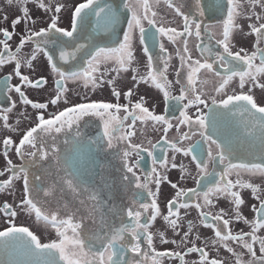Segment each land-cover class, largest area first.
Segmentation results:
<instances>
[{
	"label": "snow or ice",
	"instance_id": "6c2138e0",
	"mask_svg": "<svg viewBox=\"0 0 264 264\" xmlns=\"http://www.w3.org/2000/svg\"><path fill=\"white\" fill-rule=\"evenodd\" d=\"M37 8L43 13H50V22L46 27L33 30L29 25H34L36 20L32 18L28 7L22 8V17L17 16L11 21V29H0V67L13 64L12 73L0 79V95H6L10 101L9 106L0 108V121L3 127L11 132L18 129L9 124V114L16 107V101L11 99L12 92L18 94L19 101L25 106H31L36 110L34 126L24 131L22 138L16 143L11 137L2 140V155L5 159V168L0 171V176L5 172L10 173L8 179L0 182V193L13 187V182L23 181L22 198L18 207L25 210H34L37 220H43L56 229V232L63 239L61 242L41 243L27 227L12 226L7 231H0V240L5 246L8 242L18 241L17 247L26 258L23 264H162V261L178 260L179 264H188L185 259L191 254H198V261L192 264H225L218 258H210L209 251L205 247L197 246V241L201 240L198 232L194 235L193 221H187V230L181 234L183 217L181 210L194 208L198 212L199 223L207 229L213 230L214 239L212 244L220 243L228 253L236 258L235 264H244L241 254L229 246V241L239 244L251 255L252 260L248 264H264V235L257 233L264 229V195L262 189L251 182L237 179L235 182L229 179V175L236 169H242L250 173H259L264 176V164L258 163H235L233 156L237 154V148H244L246 141L254 142L259 140L260 158L264 159V106H258L257 100L252 94L253 87L264 89V83H258V77L264 76V22L252 23L249 25L250 33L255 34V51L250 55L244 48L233 51L235 47L231 42L234 29H239L236 23L237 17L241 15L237 11L242 5L237 0H189L190 6L184 10V0H164L169 9L175 15L182 18V30L175 26H165L162 20L157 19L158 13L153 9L149 0H127L123 5L127 12L131 14L130 19L126 18L127 30L123 32L122 41L115 31L120 23V13L111 4L103 6L100 0H87L86 3H79L73 9L68 10L63 3H45L44 0H34ZM159 3V0H154ZM11 6L14 0H6ZM252 11L247 18L255 17L257 22L264 20V15L255 11L256 5L264 9V0H247ZM62 10L71 11L70 25L68 29L58 26L61 20ZM205 11L210 14L224 13L226 19L220 25H210L203 19ZM90 15L96 17L97 28L110 31L112 36H117L115 41L117 46H101L95 42L90 35L87 37L88 43L80 42L85 26ZM3 19L8 20L4 15ZM147 23V28L145 27ZM24 24V32L20 35L19 44L13 52L10 42L17 35V26ZM222 29V38H216L214 28ZM138 33V42L142 46L143 55L146 57L145 75H136L137 68L133 67V62L137 57L134 55L133 33ZM195 38V51L199 53L198 58H193V52L189 47V38ZM207 39H215L217 46L222 48V52H213L210 44L204 42ZM111 37H100V40ZM165 39L175 48V54L179 57L180 65L175 71V81L168 79L170 61L173 59L165 46ZM26 43H32L31 58L27 61V67H32V61L37 59L38 54H43L46 58L51 72L55 73L57 79L54 82V96L48 102H34L26 95L22 88L39 89L45 87L46 78L31 79L29 75L22 74V61L19 53ZM158 47L159 53L153 54L152 49ZM92 51L88 52V49ZM87 53L90 58H85L79 69L64 70L59 64L64 65L77 60L78 55ZM243 53V55H242ZM260 61L259 66L254 62ZM117 62V67L100 71L101 61L113 60ZM131 68L134 75L131 77L135 84L133 88L125 92L128 105L113 104L111 102H86L65 108L64 110L48 114L49 106H56L63 100L67 103L65 93L67 81L83 79L85 87L91 83L93 90L107 83L111 86L112 95L119 101L121 92L117 90L116 77L105 79L109 72H115L117 77L124 71ZM223 69V73L220 71ZM205 70L219 78V84L215 88L217 96L224 95L226 98L216 99L215 96L202 98L205 96L204 89L197 87V74ZM183 74V75H182ZM13 76L19 79L18 85H12ZM239 78V88L243 90L249 84L247 92H233L226 94L225 89L229 83ZM173 83L179 85V94L173 95ZM201 84L207 81L201 80ZM140 84H146L159 90L163 95L165 103L164 114H155L144 106V98L141 97L136 103H132V96L135 88ZM210 100V103H209ZM131 106V107H129ZM195 106V119L189 115V109ZM203 106V107H201ZM123 109L126 113L122 118H118L111 110L117 112ZM182 108V110H180ZM207 109V113L204 111ZM179 112L176 115V112ZM86 116L99 117L103 123V135L96 141L107 137V148L118 150L120 159L126 169L122 180L127 189L130 182L134 186V191L129 197V206L120 209L117 205L108 206L100 198L98 190H89L82 187L75 176L62 174L59 150L56 146L57 136L62 132L71 131L76 126V135L79 136V122ZM241 117L239 121L233 118ZM172 117V118H170ZM27 119V117H25ZM173 119L176 123L173 124ZM151 121L153 127L161 126L163 135L156 143L149 141V146L145 147L141 143H134L132 137L136 135V123ZM130 121V123L128 122ZM224 122L225 126L231 127L229 135L221 133L218 124ZM17 120L16 124L19 125ZM187 125L189 130L181 133V126ZM175 127L178 138L169 140L168 131ZM199 135L200 140L191 146L184 148L182 142L190 140L193 136ZM51 141V143H49ZM123 147H120V145ZM207 144V150L203 147ZM215 146V153L212 146ZM14 150L15 155L21 160L28 157L24 166H17L10 159V153ZM160 152V156L156 152ZM179 154L183 152L185 157L191 156L196 162L198 173L193 177L196 181L194 188H181L177 183H170L175 194L166 203L167 214L162 215L158 205V195L161 183L168 180L166 170L176 168V156H172L171 163L167 152ZM147 153L151 157V171L142 178L135 172L144 159L142 153ZM206 154V159H205ZM132 157L137 159L130 163ZM52 161L50 169H46L47 179L44 181L46 187L41 186L40 192L45 197H51L57 202V211L61 208L64 216L57 214H44L42 212L43 202L36 198L37 187L35 181H41L40 176L32 177L29 173L30 164L39 161ZM209 164L212 165L209 170ZM223 165L221 170L217 167ZM181 179H184L186 172L183 163L179 164ZM165 170V172L158 171ZM131 174L130 177L127 175ZM156 185L153 191L149 185ZM110 187V185H106ZM250 189L253 197L259 201V205H253L252 211L255 213L253 221L247 220L241 213V206L245 200L241 196V190ZM59 193V196H57ZM65 193L71 195L73 201H79V207H71L63 201ZM147 195V200L145 198ZM202 198L203 203L199 200ZM221 198L228 199L231 204L232 215L221 208L217 212L211 211L216 207V201ZM38 203L41 205L38 207ZM108 207V213L104 208ZM81 210L84 215H80ZM0 212L9 217L17 216V211L11 205L5 203L0 207ZM187 215V211H185ZM120 222L117 224L115 220ZM158 217L166 223L174 236L180 239H168L164 232H159V240L162 244H173L177 248L186 247V251H157L154 247V233L150 230ZM229 217V218H226ZM127 218V222H125ZM233 220L250 225L251 231H240L234 233L230 225ZM91 221V224L87 223ZM71 229L73 240L71 243L78 249L79 258H70L65 251L67 241L66 231ZM83 237V238H82ZM89 241L86 245L85 241ZM98 248H93L92 243ZM191 246H188V245ZM207 244V241H205ZM259 245L261 256L257 257L254 245ZM87 247V251L85 248ZM146 247V251L144 250ZM219 251V249H217ZM57 253L59 255H57ZM129 253L134 254L131 260L126 259ZM90 257V258H89ZM135 257H139L136 259Z\"/></svg>",
	"mask_w": 264,
	"mask_h": 264
},
{
	"label": "flooded vegetation",
	"instance_id": "af4514ba",
	"mask_svg": "<svg viewBox=\"0 0 264 264\" xmlns=\"http://www.w3.org/2000/svg\"><path fill=\"white\" fill-rule=\"evenodd\" d=\"M45 3H52L53 5L63 3L66 5L68 10L73 9L74 6H77L79 3H86L87 0H44ZM239 4L242 5L241 8H238L237 11L241 13L237 17L236 23L240 25L239 29H234L231 42L235 45L233 51H238L240 48H244L245 51L250 55L253 51H255V34L249 35L250 28L249 25L252 23H257V25L264 20L257 22L255 17L252 19H248V14L252 11V7L247 3V0H237ZM127 3V0H100V4L103 6H107L111 4L120 15V23L116 26L115 31L119 39L122 41L123 32L127 30L126 18L130 19L131 14L126 11L123 7L124 4ZM149 3L153 5L154 11L158 13L157 19L162 20L165 26H175L178 30H182V18L175 15L172 9H169L164 0H159V3H155L154 0H149ZM190 6L189 0H184V10L188 9ZM28 7L30 10V14L33 19L36 20L34 25H29L33 28V30H39L42 27H46L50 22L49 16L50 13L46 14L40 11L37 8L34 0H14L13 5L9 6L6 3V0H0V29H11V21L17 16H21L22 20V8ZM255 11L261 15H264V9L260 8L259 5H256ZM4 15L8 16V20L5 21L3 19ZM61 20L58 21V26L68 29L70 25V16L71 11L62 10L60 13ZM204 21L210 25H220L222 24V20L226 19V15L224 13H216L210 14L205 11V15L203 17ZM93 23V24H92ZM88 25L85 26V30L82 34L80 42L85 43L87 45L88 40L87 37L90 35L93 37L94 41L99 43L101 46H117L115 41L117 36H112L110 31H105L103 28H96L97 22L96 17L94 15H90L88 18ZM91 26V27H89ZM93 26V27H92ZM96 26V27H95ZM95 27V29H94ZM145 27L147 28V23L145 22ZM17 35L10 42L12 51H16V47L19 44L20 35L24 32V24L17 26L15 30ZM213 31L216 32V38H222V29L214 28ZM100 37H111L110 39L100 40ZM2 38V36H0ZM165 46L168 49V52L172 55L173 59L170 61V67L168 72V79L171 81H175V71L179 68L180 61L179 57L175 54V48L177 45H173L170 42H167L165 39ZM195 38H189V47L193 52V58H198L199 53L195 51ZM204 42L206 44H210L213 52L220 51L222 52V48L217 46L215 43V39L208 40L205 37ZM261 47H264V42L261 43ZM133 47L135 49L134 55L137 57L136 61L133 62V67L137 68L136 75H145L148 71L146 67V57L143 55L142 46L139 45L138 42V33H133ZM34 45L32 43H26L23 49L20 51L19 56L22 61L21 72L22 74L29 75V77L33 80L37 78H46L47 83L45 87L39 89L32 88H22L25 90L26 95L29 99L34 102H48L54 96V82L57 79L55 73L51 72L50 66L43 56V54H38L37 59L32 61V67H27V61L31 58L32 50ZM92 51L90 48L88 52ZM153 54L159 53V48L155 47L152 49ZM243 55V53H242ZM85 58H90L87 56V53H81L78 55V58L74 62H70L67 65H64L62 62L59 64L64 70H72L73 68L79 69L80 65L83 63ZM257 66H259L260 61L257 60L254 62ZM13 64H7L3 67H0V79L4 76L12 73ZM117 67V62L115 59L101 61L100 63V71L103 72L106 69H112ZM223 73V69H220ZM134 73L131 71V68L124 72L122 71L119 76L115 72H109V75L105 79H111L116 77V87L117 90L121 92V97L119 101L112 95L111 86L107 83L102 84L100 87H97L93 90L91 83L85 87V83L83 79H77L73 81H67L66 87L68 91L65 93V97L67 99V103H64L61 100L56 106H49V109L46 113V118H48V114L55 113L65 108L72 107L78 105L80 103L86 102H111L113 104L119 103L120 105H128V100L125 98V92L129 89L133 88L135 81L131 79ZM183 75V74H182ZM207 81L205 84H201L200 81ZM19 79L13 76L11 80L12 85H18ZM258 83H264V76L258 77ZM219 84V78L214 76L211 73H207L205 70H201L200 73L197 74V87H202L205 92V96L202 98H209L215 96L216 99L226 98V96L221 95L217 96L215 92V88ZM250 85L246 84L245 88L241 90L239 88V78L233 79L229 85L225 89L226 94L240 93L241 91L247 92L248 87ZM179 85L173 83L172 94H179ZM252 94L254 99L257 100L258 106H264V89H260L259 87H253ZM12 100L16 101V107L11 114H9V124L17 127L16 132H11L8 129L3 127L2 121H0V171H3L5 168V159L2 155V140L5 137H11L16 143L22 138L24 131H26L29 127L34 126V120L36 116V110H33L31 106H25L20 103L18 94L12 92L9 94ZM144 98V106L149 108L150 111H153L155 114H164L165 103L163 101L162 93L155 89L154 87L146 84H140L139 87L135 88L134 94L132 96V103H136L140 100V98ZM210 103V100H209ZM10 101L6 98V95H0V108L9 106ZM20 105L23 107L24 111L19 109ZM131 107V106H129ZM203 107V106H201ZM26 109V110H25ZM182 110V108H180ZM115 116L118 118H122L126 113L123 112L121 108L120 111H116L115 109L111 110ZM207 113V109H204ZM195 106L189 109L188 114L193 116L195 119ZM23 114L24 125L23 128L20 127L21 116ZM179 112H176L178 115ZM27 117V119L25 118ZM172 118V117H170ZM235 121H239L241 117L237 116L233 118ZM19 120V125L16 124V121ZM130 123V121H128ZM176 121L173 119V124L175 125ZM220 131L224 135H229L231 132L230 126H225L224 122H220L218 124ZM136 135L132 137V141L134 143H141L143 146L148 147L149 141L152 143H156L161 139L163 135L161 126L156 125L153 127V123L149 120L144 123L137 121L136 123ZM189 130L187 125L181 126V133L187 132ZM79 133L80 135H76V126H73L71 131L62 132L57 136L56 146L59 150V158L60 164L62 166V174L64 175H72L75 176L78 182L82 185V187L87 188L89 190H98L100 198L106 202L108 206L117 205L120 209L127 208L129 206V197L131 193L135 190L134 186L129 182L127 189L124 187V182L122 180L123 175L126 173V169L120 159L118 150L116 148L109 149L107 148V137H104L103 140L98 139L103 135V123L99 117L96 116H86L79 122ZM169 140H176L178 138V134L176 133L175 127L169 129L168 131ZM200 140L199 135L193 136L190 140H185L182 142V147L187 148L192 144L196 143ZM51 143V141H49ZM120 147H123L121 144ZM205 150H207L208 145L203 144ZM213 152L215 153V146H212ZM144 159L140 161V164L137 168H135V172L138 176L142 178L143 176L151 171V157L147 155V153H142ZM157 156H160V152H156ZM176 156L177 167L171 168L169 167L166 170V175L168 180L161 183L160 185V193L158 195V205L161 208L162 215L167 214L166 203L168 199L172 198L175 194V190L171 188L170 183H177L178 187L181 188H194L196 187V181L193 177L197 176L198 169L196 168V162L191 159V156L185 157L183 152L179 154H174L173 152H167V156L169 158V163H171L172 156ZM10 159L13 163L19 168L20 166H24L28 161V157H25V160H21L19 157L15 155L14 150L10 153ZM137 158L132 157L130 163L134 162ZM206 159V154H205ZM233 162L235 163H258L264 164V159L260 158V146L259 140L257 139L254 142L246 141L244 148H237V154L233 156ZM183 163L186 169V172L183 174L184 179H181V172L179 168V164ZM52 165V161L49 159L47 161H39L36 163L30 164L29 173L30 176H40L42 178L41 181H35L33 179L34 186L37 187L38 191L36 194V198L38 201H41L44 197L43 193H40L39 188L41 186L46 187L44 181L47 179L45 170L50 169ZM212 165L209 164V170H211ZM223 165L217 167V170H221ZM158 171L165 172V170L158 169ZM11 174L5 172L4 176H0V182L9 178ZM131 180V174H127ZM229 179L235 182L237 179H240L245 182H251L258 185L262 189V195H264V176L259 173H250L242 169L233 170V172L229 175ZM20 182L23 183L22 180H17L13 182V187L10 189H6L4 192L0 193V207H3L5 203L11 205L13 209L17 211V216L9 217L4 213L0 212V231H7L8 228L12 226L16 227H27L29 231H31L37 238L41 241V243H51V242H61L63 239L58 235L56 229L52 227L50 224L45 223L42 219L37 220L35 216L34 210L27 212L32 217V220H28L25 218H21V211L18 207V200H14L16 196V192L14 189V183ZM106 185H110V187H106ZM149 187L155 191L156 185L153 183L149 185ZM21 189H23V185H21ZM11 193V194H10ZM59 196V193H57ZM241 196L245 200V204L241 206L242 215L249 221H253L255 218V213L252 211V206L259 205V201L253 197L250 189L241 190ZM22 198V194L20 200ZM48 200V205L45 207L49 210L46 211L42 208V212L44 214H57L58 216H64V211L61 208L57 211V202L53 201L51 197H44ZM146 200L147 195L145 193ZM12 199V200H11ZM63 201H66L71 207L78 208L79 201H73L70 194L65 193L63 197ZM200 203H203L202 198L199 200ZM20 203V201H19ZM41 206L38 203V207ZM231 204L228 199L221 198L216 201V207L211 209L214 213L223 208L225 211L229 212V217H231ZM185 211H187V215H185ZM104 212L108 213V207L104 208ZM84 211L81 210L80 215H84ZM181 215L183 217L182 226H181V234L183 231L187 230V221H193L194 225H196L194 229V235L196 232L199 233L201 240L197 241V246L205 247L207 251H209L210 258L218 257L222 259L225 264H235L236 258L232 256L230 253L224 249L220 243L216 245L212 244V240L214 239L213 230L207 229L203 227L199 223L198 212L194 208H190L188 210H181ZM226 217V218H229ZM115 222L118 224L120 221L113 217ZM33 223L30 226V223ZM125 222H127V218H125ZM87 223L91 224V221H87ZM234 233H238L241 230L244 232L251 231L250 225H246L243 222H237L233 220V224L230 225ZM154 233V247L157 251H186V247L181 246L177 248L176 245L173 244H162L159 240V232H164L166 238L168 239H176L179 240V236H174L171 229H169L166 223L162 220L161 217H158L154 222L152 229H150ZM258 235H264V229L260 230ZM67 241L65 243V251L70 255V258H79L84 259L83 257H79L78 249L71 243L73 240V234L71 229H67L66 231ZM83 238V237H82ZM207 241V244H205ZM86 245L89 244V241H85ZM229 246L233 247L234 250L241 254L242 261L244 264H248L249 261L252 260L251 255L247 252L246 249L242 248L239 244H235L231 241L228 242ZM19 244L18 241H9L7 246L5 243L3 244L0 254V264H23L26 258L21 254L20 249L17 247ZM93 248H98L99 246L92 243ZM188 246H191L190 244ZM13 249V250H12ZM219 249V251H217ZM147 250L146 247L144 249ZM254 250L256 252V256H261V252L259 250V245H254ZM87 251V247L85 248ZM57 255H59L57 253ZM134 254L129 253L126 259L131 260ZM90 258V257H89ZM139 259V257H135ZM185 259L188 261V264H192L193 261H198V254H191L186 256ZM61 264H64V261H61ZM162 264H179L178 260H168L165 258L162 261Z\"/></svg>",
	"mask_w": 264,
	"mask_h": 264
},
{
	"label": "rangeland",
	"instance_id": "374dc122",
	"mask_svg": "<svg viewBox=\"0 0 264 264\" xmlns=\"http://www.w3.org/2000/svg\"><path fill=\"white\" fill-rule=\"evenodd\" d=\"M19 109L21 111H24L23 107L20 105ZM26 110V109H25ZM21 123H20V127L23 128V123H24V120H23V114L21 116ZM19 183L20 182H16L14 183V189H15V192H16V196L14 197V200H18V205L20 204L19 201H20V197H21V194H22V189H21V185H23V183L20 184L19 186ZM40 193H43V192H40ZM11 194V193H10ZM45 197V196H44ZM42 198V202H43V208L46 210V211H49L45 206L48 205V200L45 199V198ZM12 200V199H11ZM20 208V211H21V218H25V219H28V220H32V217L30 216V214L27 212V210H25L23 207H19ZM32 222L30 223V226H32Z\"/></svg>",
	"mask_w": 264,
	"mask_h": 264
},
{
	"label": "water",
	"instance_id": "95a60500",
	"mask_svg": "<svg viewBox=\"0 0 264 264\" xmlns=\"http://www.w3.org/2000/svg\"><path fill=\"white\" fill-rule=\"evenodd\" d=\"M3 244H4V241H3V240H0V254L2 253L1 248H2ZM12 250H13V249H12ZM19 252H21V251H19Z\"/></svg>",
	"mask_w": 264,
	"mask_h": 264
},
{
	"label": "bare ground",
	"instance_id": "6f19581e",
	"mask_svg": "<svg viewBox=\"0 0 264 264\" xmlns=\"http://www.w3.org/2000/svg\"><path fill=\"white\" fill-rule=\"evenodd\" d=\"M93 24V23H92ZM86 25H88V24H86ZM89 27H91V26H89ZM93 27V26H92ZM96 27V26H95ZM95 27H94V29H95ZM97 28V27H96ZM82 41V40H81Z\"/></svg>",
	"mask_w": 264,
	"mask_h": 264
}]
</instances>
